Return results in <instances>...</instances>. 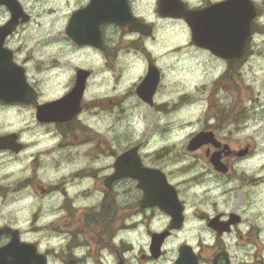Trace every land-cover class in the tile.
<instances>
[{"label":"clouds","instance_id":"clouds-1","mask_svg":"<svg viewBox=\"0 0 264 264\" xmlns=\"http://www.w3.org/2000/svg\"><path fill=\"white\" fill-rule=\"evenodd\" d=\"M119 2L128 30L108 25L93 45L63 30L93 0H0V51L31 84L23 104L0 96V238L19 229L28 264H264V0H224L246 12L235 65L190 30L206 0ZM53 99L74 101L62 121L38 115ZM205 131L232 151L212 137L189 150ZM133 145L147 164L122 172ZM146 168L165 197L144 186ZM4 251L0 264H17Z\"/></svg>","mask_w":264,"mask_h":264},{"label":"flooded vegetation","instance_id":"flooded-vegetation-1","mask_svg":"<svg viewBox=\"0 0 264 264\" xmlns=\"http://www.w3.org/2000/svg\"><path fill=\"white\" fill-rule=\"evenodd\" d=\"M141 2H147V0H141ZM186 3L191 5L194 8H198V6L202 3V0H185ZM207 2V8H205L203 11L204 13H201L197 16H194L190 19V30L194 29L196 41L201 44L210 45L212 47H215L217 50L220 51L222 55H231L233 57L232 64L235 65L238 63L237 60L234 59L235 55L238 52V43L237 42H231L228 41H222L221 38L224 36L226 37V34L228 33V30L230 27L234 26L238 19V9L234 7L233 5H224V0H206ZM90 10L88 13L84 14H78L77 12H84L83 8L80 9H74L69 10L65 9V12L69 15V17L76 16L75 22H73L71 19L64 22V32L68 31V25L72 26L73 34L76 36L77 40L80 42H88L93 45L98 43V34L104 32L105 28L108 25L116 24L117 27L122 28L124 31H127V25L119 22H125L127 21V13L124 9L123 5L119 2V0H93V5H89ZM23 15L25 17H28L27 12H24L23 9H21ZM156 11L162 12V14H165L163 18L165 19H174L175 17L169 16L168 14H175V9L171 5L167 4H161L157 3L156 5ZM10 22V21H9ZM27 20H22L18 22L17 27H19L21 24L26 23ZM187 23V21H186ZM3 24H0V27H3ZM142 31H146L143 30ZM202 40L204 42L202 43ZM210 50V49H208ZM6 51L11 52L12 49H7ZM244 55H247V52L244 53ZM10 57L9 53H5L0 51V82L3 85H7L6 89H11L10 86H14L12 82L13 80H8V75L17 76L21 79L19 71L16 69H13L11 65L8 63V58ZM244 56H241L240 59L242 60ZM85 60L90 61L89 57L85 55ZM137 66L138 65H132ZM18 67V65L16 66ZM153 67H155L153 65ZM84 69L77 68V73L83 72ZM7 76V78H5ZM78 79V77H77ZM7 80V84L5 81ZM22 80V79H21ZM229 80H232L233 83L234 78L229 77ZM154 81L155 85H153L148 90L144 91V95H154V87H157L159 84L158 77L154 74ZM23 91L21 92V95H19L18 103L23 104L25 102V99L31 94V84L27 78V75H25L23 79ZM85 88L87 86V81H84ZM24 88L26 90H24ZM55 90V86L52 87L51 91ZM81 99H83V94L81 93ZM59 100H50L48 103L56 102ZM42 106V105H41ZM70 112H66V114H69ZM51 114H46L43 116L45 119H49ZM42 117V118H43ZM57 121H62L60 118H51ZM206 136V140L209 137L213 138V144L219 145L223 148H227L229 151H232L231 147L229 145H222L221 142L217 139H215V133L211 131H205L202 132ZM205 140V141H206ZM204 141V142H205ZM203 142V144H204ZM203 144L196 150L191 151H199L200 148L203 146ZM23 147V146H21ZM190 150V149H189ZM249 151V148L247 146H241L239 149L240 153H247ZM127 152H134L135 153V160L128 157L124 158L122 163L119 165L122 172H128L129 170H132L135 168V161H140V167L144 168V166L147 164V161L144 159L143 154L141 150L136 147L135 145L129 147L127 149ZM211 150L208 149L205 151V155H212ZM126 155V154H125ZM227 169H225L226 171ZM158 171L155 168H146L145 173L140 176V179L143 181V184L146 188L149 189L150 194L158 195L161 198L165 197L166 193L160 189L159 187V177L155 175H149L147 173H152ZM160 175H163V173H160ZM167 182V180H166ZM167 185L172 187V184L168 183ZM43 192L47 193L48 189H42ZM164 194V195H161ZM52 196L55 197V192L52 193ZM9 231L7 232H17V238L13 239V243H18L20 248L22 249H7L3 252V256H12L15 258L17 264H28V261L30 259V251L27 253L25 251L24 246L28 245L27 248L33 247L30 244H27L22 239V232L19 229L16 228H6ZM160 234V233H156ZM5 238H0V247L6 248L8 245L11 244L10 239L8 240V243H4ZM185 247H190V245H182ZM31 250V249H29ZM163 252V244H161L160 250ZM2 255V254H0ZM201 258H203V254L201 255Z\"/></svg>","mask_w":264,"mask_h":264},{"label":"water","instance_id":"water-1","mask_svg":"<svg viewBox=\"0 0 264 264\" xmlns=\"http://www.w3.org/2000/svg\"><path fill=\"white\" fill-rule=\"evenodd\" d=\"M245 26H246V12L243 9H239L238 10V19L237 22L234 26L230 27L228 30V33L226 34V37H222L221 40L224 41H228L229 43L231 42H237L238 45L242 39L243 34L245 33ZM239 51V49H238ZM79 79V77H78ZM11 80H13L10 83H13L14 86H10L11 89H6V85L5 86H0V96H3L6 99H11V100H16L14 96L16 95H21V92L23 91V80H21L20 78H18L17 76H11ZM153 85H155V81H154V73H153V77L152 79H149L148 82L144 85V89L143 91L148 90L149 88H151ZM24 90H26L24 88ZM50 105H56L58 107L56 108H52V109H48L45 108V111L43 113H38V115L40 116H45L46 114H53L50 115L49 117L51 118H60L63 119V117L67 116L68 114H66V112H71L73 105H74V101H68V102H64L61 103V101H57L54 103H50ZM44 107V106H41ZM199 136V139L196 141V146L195 147H190L191 150H194L198 147L201 146L202 142L205 140V136L203 134H197ZM192 144V142L190 141V145ZM123 159H120L119 161V165L122 163ZM161 195H164L161 193ZM5 231H9L8 229H5ZM156 235H160V234H156ZM28 245L24 246L25 251H27V253L30 251V257H31V250H29V248H27ZM22 249L20 248L18 243H11L10 245H8L5 249V251L7 249ZM160 250V249H159Z\"/></svg>","mask_w":264,"mask_h":264},{"label":"rangeland","instance_id":"rangeland-1","mask_svg":"<svg viewBox=\"0 0 264 264\" xmlns=\"http://www.w3.org/2000/svg\"><path fill=\"white\" fill-rule=\"evenodd\" d=\"M130 72H137L139 71V67L137 66H131L130 69H129ZM240 115V113H236V117H238Z\"/></svg>","mask_w":264,"mask_h":264}]
</instances>
